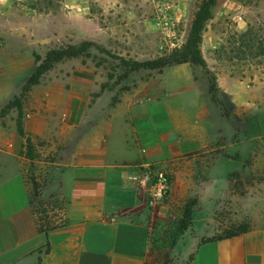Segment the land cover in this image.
Returning <instances> with one entry per match:
<instances>
[{"label": "rangeland", "instance_id": "rangeland-1", "mask_svg": "<svg viewBox=\"0 0 264 264\" xmlns=\"http://www.w3.org/2000/svg\"><path fill=\"white\" fill-rule=\"evenodd\" d=\"M198 4V0H0V110L21 94L35 69L34 55L42 58L53 49L89 43L87 55L55 64L22 100L33 161L26 158L25 139L16 132V110L0 118V159L9 160L3 153H14L18 159L37 226L51 229L62 223L64 204L55 188L50 192L48 187L56 179L66 142L78 135L76 127L92 124L107 102L115 104V97L139 85L157 84L163 73L168 104L179 114L155 117L157 127L172 122L175 139L176 131L187 128L192 136L183 150L171 142L169 156L151 166L167 173L170 190L159 202L147 194L145 222L151 227V244L145 264H189L193 253L182 259L172 252L189 203L194 206L186 231L198 238V244L234 225L249 224L264 184V0H216L200 46L206 68L186 63L175 74L167 70L172 66L125 73L129 66L124 61L164 58L179 48ZM190 76L198 94L185 87ZM212 77L217 85L214 96L209 93ZM126 87L129 90H123ZM29 223L27 237L32 234ZM191 242L187 237L181 249L186 252ZM1 252L2 248L0 256Z\"/></svg>", "mask_w": 264, "mask_h": 264}, {"label": "crops", "instance_id": "crops-1", "mask_svg": "<svg viewBox=\"0 0 264 264\" xmlns=\"http://www.w3.org/2000/svg\"><path fill=\"white\" fill-rule=\"evenodd\" d=\"M186 65L167 70L175 74ZM161 76L157 84L139 85L115 104L107 102L92 124L76 127L78 135L66 142L56 179L48 187L50 192L55 188L64 204L62 223L53 230L38 231L20 163L14 153H3L9 160L0 159V230L8 232H0V264H145L151 227L145 222L149 209L143 176L169 156L171 142L183 150L192 136L187 128L176 131L175 139L172 122L157 127L155 117L179 114L168 104ZM186 84L198 92L194 77H187ZM27 220L32 230L28 237ZM249 224L242 235L203 245L185 231L172 252L182 259L193 253L192 264H264V184ZM187 237L192 242L184 252Z\"/></svg>", "mask_w": 264, "mask_h": 264}, {"label": "trees", "instance_id": "trees-1", "mask_svg": "<svg viewBox=\"0 0 264 264\" xmlns=\"http://www.w3.org/2000/svg\"><path fill=\"white\" fill-rule=\"evenodd\" d=\"M199 4L197 6L196 11L194 12L193 18L191 20L190 29L187 34L185 42L179 47L172 50V52L164 57L158 58L155 60H148L143 62L138 61H130L129 63L123 62L125 65L129 66V72H136L140 69L145 70H158L161 71L165 67L180 65V64H193L197 66H201L206 68L205 60L201 53V43H202V34L205 30L206 23L211 19V8L215 5L216 0H198ZM87 42H83L78 46H67L65 48L53 49L48 51L42 58L39 55H34L36 66L33 73L26 80L21 94L19 96L14 97L13 100L9 101L5 104L0 110V118L6 116L11 110H16L17 117L15 121L16 132L17 134L25 139V147L26 153L25 156L28 160H34V145L30 137L26 136L23 127V105L22 100L25 95L31 90V88L37 84H39L41 77L51 70L55 64L62 62L66 59L78 58L81 56H85L88 54L87 51ZM123 61V60H122ZM209 93L211 96H214L217 91L216 78L212 77L209 82ZM105 86L102 85L101 90H104ZM123 90H129L128 87ZM118 101V97H115L113 103ZM194 203H189L186 205L183 211V217L180 220L178 226V235H182L184 231H186L191 226V219L193 213ZM51 229L41 228L38 225L39 232H46ZM250 226L248 223H242L239 225H234L231 228L224 231L222 234L214 235L208 238H202L200 240L199 245L220 241L224 239L233 238L239 235H242L248 232ZM49 251V243L45 244V252ZM189 264H192L193 254L189 256ZM40 262V261H39Z\"/></svg>", "mask_w": 264, "mask_h": 264}, {"label": "built area", "instance_id": "built-area-1", "mask_svg": "<svg viewBox=\"0 0 264 264\" xmlns=\"http://www.w3.org/2000/svg\"><path fill=\"white\" fill-rule=\"evenodd\" d=\"M143 185L153 202L165 198L170 190V179L167 173L149 168L143 176Z\"/></svg>", "mask_w": 264, "mask_h": 264}]
</instances>
